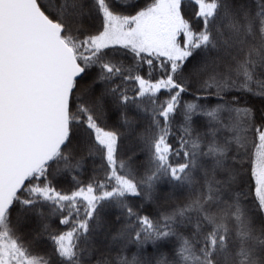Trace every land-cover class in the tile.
<instances>
[{
    "label": "snow or ice",
    "instance_id": "6c2138e0",
    "mask_svg": "<svg viewBox=\"0 0 264 264\" xmlns=\"http://www.w3.org/2000/svg\"><path fill=\"white\" fill-rule=\"evenodd\" d=\"M0 264H264V0H0Z\"/></svg>",
    "mask_w": 264,
    "mask_h": 264
}]
</instances>
